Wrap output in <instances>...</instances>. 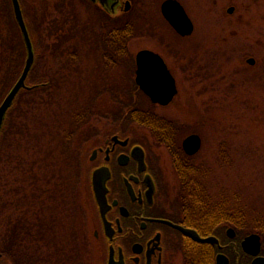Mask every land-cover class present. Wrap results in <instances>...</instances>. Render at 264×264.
<instances>
[{"label":"rangeland","instance_id":"obj_1","mask_svg":"<svg viewBox=\"0 0 264 264\" xmlns=\"http://www.w3.org/2000/svg\"><path fill=\"white\" fill-rule=\"evenodd\" d=\"M161 1L129 0L130 7L123 16L125 23L132 20L135 31L128 41L132 62L127 63L124 57L119 60L120 62L118 58L103 57L102 48L97 45L98 39L108 38V34H112L111 28L119 26L118 20L102 17L101 11L86 5L82 0H64V7H61L62 0H20L35 49V60L32 67L34 71L32 75L28 74L27 84L31 85L40 78L48 81L51 79L50 77H54L51 73L53 69H61L57 70L55 74L59 87L56 89V95L61 97V99L57 97L59 103H46L42 100L45 103H42L41 106L32 105L35 112L41 113L39 118L42 119H36L38 115L36 116L37 113L32 111L31 106L26 118L32 117L37 120L33 123L29 120V130L32 137L42 133L45 136V139L44 136L41 137L42 144L39 147L46 151L44 158L52 164L49 172L52 174L61 173L63 180L61 185L66 191H64L65 197H63L59 194L60 186L55 182L46 184L45 181H40L41 185H39L38 177L35 176V181L33 176L28 174L33 172L27 170V164L31 163L23 162L25 164L23 165L21 162L20 166L15 165V161L18 160L15 152L22 150L24 153L22 159H28V161L33 158L40 159L42 156L41 153L34 152L35 150L30 154H25L26 148L31 147L29 146L31 144L24 138L27 130L22 131L23 125L20 126V123L26 122V118L19 121L22 116L18 117L16 122L19 124L15 125L14 133L10 135L9 132L7 138L3 140L1 146L4 150H0V235L6 230L4 222L9 219V216L11 218L24 216L23 227L39 228L38 230L45 235L41 245L45 247L50 244L51 247H54L55 255L59 259L64 257L66 264L76 263V256L79 255L77 253L78 246H82L83 249V264L105 263V253L100 245L93 243L92 246H84L85 243H83L85 242L83 235L86 213L91 210L88 189L83 179V170H80L82 176L77 180L74 173L78 174V169H71L70 175L73 182L71 181L70 184L68 176L65 175L68 172V169L65 168L70 164L58 165L57 157H55L57 152L60 154L64 152V149L55 146L54 152L51 153L46 142L49 134L56 131L55 127H58L57 131L61 137L66 135L65 131H69L67 134L71 131L74 132V125L79 127L77 128L79 131L86 130L91 125L98 127L103 123L107 114L114 112L115 98L130 97L128 96V92L131 90L129 86L131 78L135 77L134 56L141 48H148L159 53L166 64L173 67L174 74L180 81V93L176 97L177 99L175 98L173 103L159 111L166 117L173 118L174 124L180 127V129L176 128L179 133L198 131L203 137L204 146L202 145L200 160L211 169L212 175H208V177L219 179L217 182L219 186H213L219 189L215 191L213 188L214 195H220L222 200L226 201L225 206L232 212L236 210L238 215L240 212L243 216L245 215L247 222L251 224L246 230L252 231L250 228L257 223L255 220L264 219V69H254L247 73L243 69H233V66L227 65L228 60L223 58L216 60L218 66H212L214 64L210 58H207L206 62L205 59L201 60L202 56L199 53L195 52L188 58V49L191 50L198 45L201 29L199 27L189 39L177 37L160 15ZM183 1L189 12L195 17L193 18L198 27L200 11L192 5L191 0ZM55 5H57L56 8H59L54 10L58 12L55 13V16L61 19L60 23H56L58 33L66 32L68 34L66 23H69L75 14L76 18L72 19L70 24L81 31L86 28V31L96 38V40H89V36L83 37L84 39L81 40L84 41L83 45L76 41L78 43H76L77 59H83L81 54L84 49L90 48L89 52L84 55V60L76 63L67 62L62 51L58 55L59 58L56 59L53 51L47 47L49 44L44 32L48 31L47 23L51 22L49 16ZM37 9L43 19L41 17L34 18V12ZM64 21L65 23H63ZM40 25L44 32L41 31V28L38 29ZM60 40L63 47L67 46L63 38ZM79 45H81L80 48ZM60 48L62 47L60 46ZM238 49V47L234 49L232 56L234 62ZM65 50H71V48ZM70 53L73 54V51ZM37 54L41 55L38 61L36 60ZM178 54H184V58L180 60V64L174 66V59L178 57L175 55ZM114 60L116 64H113ZM202 62L206 63V68H202ZM219 66H222L223 69H217ZM12 67L13 65L8 69H12ZM22 67L23 62L19 69ZM224 67L226 68L224 69ZM185 73H187L185 79L181 78V75ZM203 73H206V78L202 77L199 81L198 76ZM17 74L19 75V73ZM18 75L13 80H8L10 82H7V92ZM234 76L248 78V81L247 83L242 80L237 82ZM38 101L40 102V100ZM135 101L137 109H139L134 112L136 115H140L139 112L155 110L150 101L142 99L141 102L139 95ZM33 104L35 105V103ZM132 108L134 109V106L126 105V112L130 113ZM75 120L78 122L76 123ZM145 130V128L144 130L141 128L138 133L144 135ZM17 139L21 140V145L16 143ZM34 149L38 148L34 147ZM67 152L70 153V151ZM198 158L196 160H199ZM60 167L61 169H59ZM35 170L38 174L39 170L48 171V168L37 165ZM13 180L16 181L20 190L18 194H15L11 189ZM44 187L46 190L48 189L46 191L47 201L42 200V194L39 192ZM26 189L27 191H25ZM75 194L76 202L74 201ZM11 196L14 198L11 199ZM11 200L14 201L15 208L17 207L16 212L14 206L10 204ZM33 204H35V208H33ZM6 236L9 237V232ZM48 236L52 240L48 241ZM2 245L6 246L7 243L0 239V246ZM71 250L74 255L71 254Z\"/></svg>","mask_w":264,"mask_h":264},{"label":"flooded vegetation","instance_id":"obj_2","mask_svg":"<svg viewBox=\"0 0 264 264\" xmlns=\"http://www.w3.org/2000/svg\"><path fill=\"white\" fill-rule=\"evenodd\" d=\"M82 1L110 20H118L119 35L108 34V38L97 42L102 48L101 54L116 58L117 51L125 49L126 0ZM177 1L192 22L191 32L179 33L164 18L161 3L160 15L179 38H191L200 27L198 45L188 49L187 57L199 53L201 60L210 58L212 66H218L216 60L223 58L233 69L247 73L264 69V0H191L200 11L198 27L186 3ZM235 47L239 49L234 62ZM183 55H175L178 60L174 57V66L181 63ZM202 66L206 68V63L202 62ZM167 67L177 91L167 104L149 100L155 107L151 116L148 115L155 130L151 131L143 123L142 113H134L137 108L127 113L125 97L120 96L114 99V112L107 114L98 127L91 125L86 130L69 133L74 137L72 149L77 154L74 168L79 172L74 174L79 180L83 170L91 203V210L86 211L84 246L100 245L105 253L104 264H206L208 256L210 264H217L218 254H224L228 264H253L255 256L245 252L241 242L247 234L257 233L260 236L258 255L264 258V240L260 233L246 229L236 239L238 212L229 210L222 197L213 193L219 179L209 178L211 169L200 160L203 137L198 131L179 133L176 128L180 127L174 124L173 118L159 111L173 103L180 93V81L173 67ZM181 76L185 79L187 73ZM202 77L206 78V73L198 76L199 81ZM234 77L237 82L248 81V78ZM141 128L146 129L144 135L138 133ZM192 133L200 136L201 147L189 154L182 143ZM95 182L101 186V200L96 196ZM76 199L75 194V202ZM42 200L47 201L48 197ZM229 229H233V236L229 235ZM191 231L202 238L215 236L218 242L198 240ZM221 235L226 237L224 243ZM261 263L264 264V259Z\"/></svg>","mask_w":264,"mask_h":264},{"label":"trees","instance_id":"obj_3","mask_svg":"<svg viewBox=\"0 0 264 264\" xmlns=\"http://www.w3.org/2000/svg\"><path fill=\"white\" fill-rule=\"evenodd\" d=\"M62 1H63V4L61 5V7H64L65 2H64V0H62ZM56 6L57 5H55V8L53 9V11L51 10L52 12L49 16V20L51 22L47 23V26H48L47 33L44 32L41 25H40V27L38 26V29L41 28V31L43 30L44 34L47 36V42L49 44L47 47L53 51L56 59L59 58L58 55L62 51V54L67 58V62L76 63V62H79L81 60H84L85 59L84 55L89 52L90 48L87 47L86 49H84L85 53L83 52L81 54L84 57L83 59H77L78 58V55H77L78 49H77L76 43L77 42H80L81 44L84 43V41H81V40H83L84 39L83 37H86V36L90 37L89 40H91V39L96 40V38L95 37L93 38L88 33V31H86V28H84V31H81V29L75 28L73 26V24H70V22H72V19H74V17H71V21L69 23H66L68 25V31H67L68 34H66V32L58 33V26L56 25V23H60L61 19H59L58 17L55 16V13H58V12L54 11V10L59 9V8H56ZM40 17L41 16L39 14V9H37L34 12V18L38 19ZM102 17H107V15L102 14ZM63 23H65V21ZM63 23H61V25H63ZM112 30H115V29H112ZM134 31L135 30H134V26L132 25V20H128L125 23V49L121 52H120V50L117 51L116 58H118V61L124 57L127 60V63H129L130 61L132 62V58H131L132 56L130 55L129 49H128V41H129L130 37L134 34ZM112 34L117 35V36L119 35L118 27H116L115 31H112ZM62 38L64 39V42L67 43V46H65V47H63L61 45L60 39H62ZM46 45H47V43H46ZM60 46L62 48H60ZM80 47H81V45H79V48ZM66 48H69V49L71 48V50H65ZM103 49L109 51L110 48H107V47L105 48V46H104ZM71 51H73V54L70 53ZM25 55H26L25 43L23 41V37H22L21 31H20L19 25L15 19L14 13H13L11 0H0V79H1V81H0V103L3 99V97L7 93V89H8L7 88L8 87L7 82H8V80L9 79L13 80L16 77V75H18L17 73H20V72H18V71H21V69H19V67H20V65H22V62L24 63ZM108 55L109 54H107V55L102 54L103 57H107ZM40 56H41L40 54L36 55L37 61L39 60ZM11 65H13L12 69L15 68L14 71H12V69H8L9 67L11 68ZM66 67H68V66L66 65ZM57 70L58 69L52 70L51 73L54 77H50L51 78L50 80L44 81L41 78L37 79L34 83L31 84V85H35L34 87H31L29 89L23 88L18 92L16 99H14L12 105L10 106V108L8 109V111L6 113L4 123H3L2 129L0 131V150H4L3 147L1 146V144L3 143V140L5 138H7V135L9 134V132H10V135H11V133H14L15 125L19 124L16 122L17 118L22 116L19 121H21L24 117L26 118L27 114L29 113L30 106H31L32 111H34L33 106H36V105L41 106V104L45 103V102L46 103H51V102L55 103L56 102L57 104L59 103L58 98L61 99V97L58 94L56 95V89H58L59 87H58V83H56V79H55V76H56L55 74H56ZM59 70H61V69H59ZM33 71H34V69L31 68L29 75H32ZM73 71L76 72L75 70H73ZM43 83H45V85ZM129 87L131 88V90L128 92V96H130V97L125 99L127 106L132 105V106H134V108H137L135 99L138 97V95H139V100L141 102H142V99L149 101L147 96L142 91L139 90L136 83L134 82V79H132V78H131V85ZM54 91H55V93H54ZM130 92H132V93H130ZM71 98H72V96H71ZM29 99H30V101H29ZM37 99L40 100V102ZM42 100H44L45 102H43ZM33 103H35V105ZM26 105H28V106H26ZM133 112L134 111H130V113H133ZM35 113H37V112H35ZM39 113L36 114V116L38 115V117H36L37 120L42 119V118H39V116H41V113L40 114ZM139 113L140 114L142 113V115H144V119H143L144 124H146V126L149 127L151 130H154L155 129L154 122L152 121V118L149 117V116H151L152 112L148 111V112H144V113L143 112H139ZM147 115H149L148 116L149 118L146 117ZM78 116H80V115H78ZM29 120L32 123L37 121V120H34V118L30 117V119L26 118L25 123H22V124L20 123V126L23 125L22 131H25V130L28 131V132L27 131L25 132V135H24L25 140L30 141V144H31V145L28 144L31 147L26 148L25 154L26 153L30 154L33 150H35L34 152H38L39 154L41 153V155L43 157L41 156L40 159L39 158H37V159L33 158V159H30L28 161V159L27 160L22 159L23 158L22 154H24V153L21 150L20 152H15V153H17L16 159H18L17 161H15V165L16 166H20L21 164L25 165L23 162L31 163V164H27L28 165L27 170L29 169V171L31 170L33 172H32V174H30V173H28V174L32 175L34 180H35V176H37L38 177L37 180L39 182V185H41L40 181H45L46 184H49V183L54 184V182H55L56 185L60 186V188H58L60 196L65 197L64 191H66V189L63 188V185H61V183L63 182V180L61 179L62 175H60L61 173H59V175H57V174H52L51 172H49V170L52 167V164L45 160L44 157L46 156L45 155L46 151H44L41 147H39L42 144V142L40 141L41 137L44 135L42 133V134H40L41 136L40 135H38V136L33 135V137H32V134L29 130L30 129L29 128ZM75 122L77 123L78 121L75 120ZM73 127H74L73 130H75V131H77L78 130L77 128H79L75 125ZM38 129L42 130L40 128H38ZM70 129H72V128H70ZM54 130H56V131H52V134H49L50 136L48 137L46 144L49 147V149H48L49 152H51V153L54 152L55 146L62 147L64 149V152H66V153L61 152L59 154V152H57V150H56L55 153L56 152L57 153H56L55 157H57L56 160H57L58 165L62 164V166H64L65 163L70 164L69 166L67 165L68 166L67 168H65V169H68V172L65 175L68 176L67 179H68V181H70V184H71V181L73 182V180H71L72 176L70 175V171H71V169H75L74 166H75V163L77 162V160H76L77 154L75 153V150L72 149V146L74 145L73 144L74 137L67 134L69 131H65L64 133L66 135H64V137H61V135L59 136L58 131H57V130H59L58 127H55ZM18 131H19V129H18ZM20 133H22V132H20ZM43 138L45 139V136ZM20 141L21 140L17 139L16 143L21 145ZM22 147H24V146L22 145ZM34 147H36L38 149H34ZM67 151H70V153H68ZM37 165L47 166L48 171L39 170L38 174H37V171L35 170ZM59 169H61V167ZM57 180H58V182H56ZM24 181H25V179H24ZM26 183H27V179H26ZM33 184H35V183H33ZM48 188H50V186H48ZM11 189L14 191L15 194H18L20 192L18 185L16 184L15 180L12 181ZM11 189H10V191H11ZM47 190L45 189V187L43 188V190H41V189L39 190V192L42 194V195L40 194L42 199L47 198V196H46ZM25 191H27V189ZM13 198H14V196H11V199H13ZM223 203L226 204V201L223 200ZM10 204L12 206H14V201L11 200ZM33 208H35V204H33ZM223 208H224V206H223ZM0 210H1V207H0ZM16 210H17V207L15 208V206H14V211L16 212ZM239 212H240V210H239ZM23 218H24V216H19V217H14V218H11L9 216V219H7L5 222L3 221L5 223V227H6L5 229L6 230H4L1 233L0 239L2 241H4L5 243H7V245L6 246H4V245L0 246V254H1L0 264H66L64 257H63V259L62 258L59 259L57 257V255H55L56 250L54 249V247H51L50 244L46 245L45 247H43V245H41V242H43L45 239V235L43 232H40V230H38L39 228L38 229H36L34 227L30 228L31 226L29 228L23 227V224H24ZM255 222H257V223L252 225L250 229L252 231H256V232L260 233V235L262 236V238L264 240V219H257V220H255ZM249 223L250 222H247L245 215L243 216V214L240 212V215H238V234H237V238H236L237 240H239L244 235L243 230L247 229V227H250L251 224H249ZM252 223H254V221H252ZM6 232L7 233L9 232V237L6 236V234H7ZM221 236H222L221 242L224 243L226 237H225V235H221ZM47 238H48V241L52 240L50 238V236H48ZM48 247H51V248H48ZM77 253L79 255L76 256V263L75 264H83L84 261H83V257H82L83 256L82 246H78ZM53 254H54V256H53ZM71 254H73V250H71ZM206 264H210V257L209 256L206 259Z\"/></svg>","mask_w":264,"mask_h":264},{"label":"water","instance_id":"obj_4","mask_svg":"<svg viewBox=\"0 0 264 264\" xmlns=\"http://www.w3.org/2000/svg\"><path fill=\"white\" fill-rule=\"evenodd\" d=\"M11 3L15 19L19 25L23 41L25 43L26 56L19 76L0 103V131L3 126L6 113L12 105L18 92L22 88L29 89L35 86L26 84L27 76L32 68L35 58L33 43L23 16L20 1L11 0ZM129 7L130 2L129 0H126L124 9L128 10ZM161 12L164 18L168 20L179 33L187 34L191 32L193 27L192 22L186 14L183 6L177 0H164L161 3ZM134 58L136 65L134 80L138 87L150 98L152 102L160 104L169 103L175 95L177 89L175 79L162 56L151 49L142 48L135 53ZM182 145L187 153L193 154L201 147L200 136L196 133L189 134L184 138ZM97 172L98 171H96L95 174ZM100 188L101 186L95 182L94 189L98 199H100ZM192 234L196 239L201 241L218 242V239L215 236L202 238L195 232H192ZM229 235H234L233 229H229ZM241 246L245 252L255 256L253 264H260V262L264 259L262 256L258 255L260 251V236L257 233L247 234L242 240ZM217 264H228V258L224 254H218Z\"/></svg>","mask_w":264,"mask_h":264}]
</instances>
